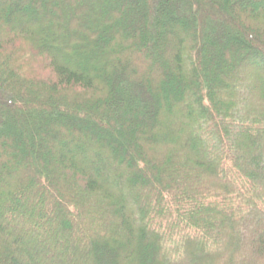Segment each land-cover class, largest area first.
Instances as JSON below:
<instances>
[{
	"label": "trees",
	"instance_id": "16d2710c",
	"mask_svg": "<svg viewBox=\"0 0 264 264\" xmlns=\"http://www.w3.org/2000/svg\"><path fill=\"white\" fill-rule=\"evenodd\" d=\"M261 78L264 0H0V264H264Z\"/></svg>",
	"mask_w": 264,
	"mask_h": 264
},
{
	"label": "rangeland",
	"instance_id": "374dc122",
	"mask_svg": "<svg viewBox=\"0 0 264 264\" xmlns=\"http://www.w3.org/2000/svg\"><path fill=\"white\" fill-rule=\"evenodd\" d=\"M241 5V3H239V6ZM261 79H264V78H261ZM173 123V121H168V124H172ZM67 151H66V153L68 152H71V150H73L72 148H71V150H69L68 148L66 149ZM59 152H60V150H59ZM90 164H92V163H90ZM93 164H95L94 166L95 167H97L98 168V170H100L101 172H104L103 171V169L100 167V166H98L97 165V163H93ZM85 166H86V164H85ZM88 171H92L91 170V166H89V169H88ZM105 173V172H104ZM111 189H113V188H115V187H110ZM117 188V187H116ZM71 229H72V227H71ZM81 264H84V261H81Z\"/></svg>",
	"mask_w": 264,
	"mask_h": 264
}]
</instances>
